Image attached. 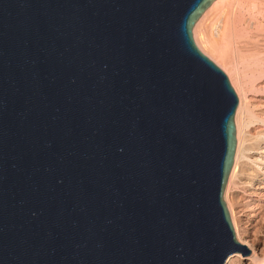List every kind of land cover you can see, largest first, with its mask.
<instances>
[{
  "label": "water",
  "instance_id": "1",
  "mask_svg": "<svg viewBox=\"0 0 264 264\" xmlns=\"http://www.w3.org/2000/svg\"><path fill=\"white\" fill-rule=\"evenodd\" d=\"M213 0H0V264H223L238 97Z\"/></svg>",
  "mask_w": 264,
  "mask_h": 264
},
{
  "label": "bare ground",
  "instance_id": "2",
  "mask_svg": "<svg viewBox=\"0 0 264 264\" xmlns=\"http://www.w3.org/2000/svg\"><path fill=\"white\" fill-rule=\"evenodd\" d=\"M198 48L238 97L236 148L223 198L236 239L251 254L223 264H264V0H213L192 28Z\"/></svg>",
  "mask_w": 264,
  "mask_h": 264
}]
</instances>
